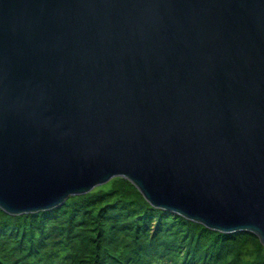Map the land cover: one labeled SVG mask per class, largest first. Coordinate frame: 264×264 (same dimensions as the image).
<instances>
[{
  "label": "water",
  "instance_id": "95a60500",
  "mask_svg": "<svg viewBox=\"0 0 264 264\" xmlns=\"http://www.w3.org/2000/svg\"><path fill=\"white\" fill-rule=\"evenodd\" d=\"M117 177L264 246V0H0V209Z\"/></svg>",
  "mask_w": 264,
  "mask_h": 264
},
{
  "label": "trees",
  "instance_id": "16d2710c",
  "mask_svg": "<svg viewBox=\"0 0 264 264\" xmlns=\"http://www.w3.org/2000/svg\"><path fill=\"white\" fill-rule=\"evenodd\" d=\"M0 264H264V246L154 207L117 177L50 210L0 209Z\"/></svg>",
  "mask_w": 264,
  "mask_h": 264
},
{
  "label": "rangeland",
  "instance_id": "374dc122",
  "mask_svg": "<svg viewBox=\"0 0 264 264\" xmlns=\"http://www.w3.org/2000/svg\"><path fill=\"white\" fill-rule=\"evenodd\" d=\"M103 186V185H102Z\"/></svg>",
  "mask_w": 264,
  "mask_h": 264
}]
</instances>
